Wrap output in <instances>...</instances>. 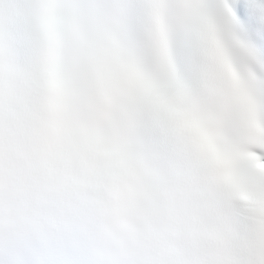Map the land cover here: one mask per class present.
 <instances>
[{
  "label": "snow or ice",
  "instance_id": "snow-or-ice-1",
  "mask_svg": "<svg viewBox=\"0 0 264 264\" xmlns=\"http://www.w3.org/2000/svg\"><path fill=\"white\" fill-rule=\"evenodd\" d=\"M0 264H264V0H0Z\"/></svg>",
  "mask_w": 264,
  "mask_h": 264
}]
</instances>
